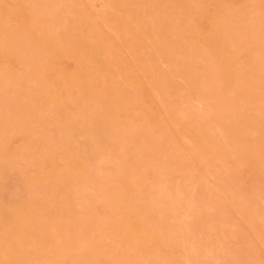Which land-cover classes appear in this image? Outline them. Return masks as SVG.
<instances>
[{"label": "rangeland", "instance_id": "obj_1", "mask_svg": "<svg viewBox=\"0 0 264 264\" xmlns=\"http://www.w3.org/2000/svg\"><path fill=\"white\" fill-rule=\"evenodd\" d=\"M43 2H46L45 7H42ZM126 2L129 0H0V15L6 20L3 27L7 32L0 33V81L8 82L4 71L17 77L16 81L7 85L8 93L0 97V105L12 101L32 109L39 106V81L44 71L34 60L31 46L20 41V34L16 52L8 53L1 43L11 36L15 37L11 30L41 27L40 6L43 11L55 12L63 21L54 22L53 28L57 33L66 31L69 36V22L73 23L77 27L74 32L76 41L81 36L88 46L94 47L93 31L83 27H98L101 35L109 39L107 45L119 55L118 66L122 68L120 86L130 94L141 88L143 114L148 113L152 119H157L166 133H158L148 121L141 124L130 121L123 131L110 138L111 147L118 154L117 159L111 149H103L109 146L101 138L91 144L97 152L89 154L87 151V155L82 157L83 162L100 180L110 177V186L124 180L128 187L125 188V198L133 201L139 209L148 211L147 215L153 221L157 222L159 215H167L164 231L174 235V239L162 244L167 258L159 256L156 260L158 264H171L167 259H171L173 264H264V152L257 157L248 158L245 155L244 159H239L234 154L221 156L215 153L218 149H214L209 160H200L194 139L197 127L211 121L210 135L223 143L231 140V133H224L222 123L213 121V107L220 92L229 85L230 73L242 69L244 73L254 68L255 62L250 61L252 58L258 57L264 64V0H140V3L130 6L139 14L137 28L142 30L144 23L153 24L152 31L156 35L139 41L116 28V18L129 19L130 16L127 10H118L113 6ZM77 10H81V16ZM160 21L169 23L171 27H158ZM252 28L259 30V38L250 37ZM224 32L227 37L223 44L216 37H223ZM134 43L137 48L131 46ZM152 44H156L161 51L149 47ZM221 49L223 53L218 57ZM85 52L94 55L96 51L90 48ZM189 53L198 65H202V69L192 67ZM231 58L237 62V71L228 66ZM49 59L53 62V72L46 81L52 91L63 85L64 75L69 77L71 73L79 77L76 73L78 62L71 54L61 52L56 56L49 55ZM219 61L222 68L217 69L214 65ZM189 74L203 83L202 90L191 86ZM160 82L165 85L161 87ZM104 87L97 88L93 79H83L82 84L73 87L70 92L71 110L76 108L72 101L83 99L89 90L99 99H104ZM227 102L234 105V116L227 115L231 121L241 116V119L246 118L253 123L251 128L243 130L237 127L236 130L245 134L252 148L263 150L264 94L239 96L233 92L224 98L221 105ZM66 104L69 106V100ZM64 108L60 107L61 110ZM57 111L50 106L47 113H41L40 121L32 113H26L25 119L29 121L27 128L32 131L15 127L8 144L0 147V196L8 205L9 212L18 209L22 201L32 205L51 201L39 217L67 227L62 233L63 238L69 239L77 237L73 233L78 220L102 221L104 215L110 214L112 204L96 190L98 184L84 182L77 175L71 180L70 191L69 180L60 182L54 190L47 192L40 184L36 183L34 187L30 181L39 173L38 162L42 156L37 152V146L43 131L53 128V143H62L67 139L69 109L66 113L68 121L56 118L54 125L50 120L45 121ZM130 113L134 115L137 112L132 109ZM86 115L87 119H95V109H88ZM86 129L87 124L74 131V145L89 141ZM175 132L179 133V138L173 146L169 137ZM103 134V129L94 133L97 138ZM161 136L163 144L156 145L155 141ZM53 154L57 162V176L65 172L67 164L76 165L78 162L72 156L67 158L68 163L62 159L66 154L69 156V146L50 153ZM173 157L175 163L168 164ZM29 187L33 190L31 194ZM164 191L173 193L168 204L156 198V192ZM243 207H247L249 213ZM247 215L256 221V226L247 220ZM215 218L223 221L222 232L213 228L215 225L205 227ZM108 224L102 223L99 229L102 235L100 241L106 245L104 259L107 264H112V258L118 252L133 255L129 264H151L145 255H137L136 250L129 249L126 236L123 233L114 234ZM0 235L7 233L0 229ZM24 246L32 252L38 249L40 252L41 249V245L30 239L25 241ZM52 248L46 245L44 250ZM39 257V253H32V262L38 263Z\"/></svg>", "mask_w": 264, "mask_h": 264}, {"label": "bare ground", "instance_id": "obj_2", "mask_svg": "<svg viewBox=\"0 0 264 264\" xmlns=\"http://www.w3.org/2000/svg\"><path fill=\"white\" fill-rule=\"evenodd\" d=\"M30 1V0H28ZM140 0H129V2L123 5H114L113 8L118 10H127L129 12V19L124 17L116 18L117 29L122 31L124 34H129L133 40L139 41L141 38H149L151 35H156V32L152 31L153 24L144 23V28L138 30L137 26L140 22L138 20V12L134 11L132 7ZM46 6V2L42 3V7ZM40 6L38 14L41 19V27H33L31 29H24L19 27L17 30H11L15 37L11 36L6 39L1 44L5 50L10 52H16L15 46L18 40V35L20 34V41L27 42L31 48L30 52L34 53V60L36 59L44 71V76L40 79L39 94L37 100L39 101V106L32 109L27 105L19 102L8 101L7 103H2L0 105V147L2 145H7L9 142V136L12 130L24 129L26 132H31L32 129L29 125V121L25 119L26 113H32L37 121L41 119V113H47L50 106L58 109L57 114H53L52 117L45 118V121L51 122L52 125L56 122V118L68 121L66 116L67 109H69V130L66 133L67 139L62 143H53L51 139L52 129H46L42 133V138L40 144L37 146V152L41 154L42 160L39 161V173L36 178L30 181L35 184L38 183L42 189L47 192L54 190L60 182L69 180V191L72 189L71 180L76 177L82 178L84 182L95 183L96 190L101 193L102 196L111 200L112 208L109 215H104V219L98 222H86L83 220H78L79 224L74 227V235L76 238H63L62 231H66L67 227L59 226L54 221L42 220L39 216L44 209L50 206L51 201L44 200V203L38 205H32L29 202L22 201L18 209L11 212L7 211L8 205L0 196V229H3L7 235H0V264H107L104 259L106 245L101 243V233L99 232L102 223L107 222L110 226L112 232L116 235L123 233L126 236V244L129 249L136 250L137 255H145L146 260L151 264H158L156 262L159 256L167 258L163 253L162 244L168 242V240H173L174 235L170 232H165V219L167 215H159L157 222L147 215L148 211L141 210L137 205L125 198L128 189L124 180H119L117 185L110 186L109 183L112 181L110 177L100 180L95 173H91L90 168L83 162L84 156L89 154H94L95 151L93 144L97 143L101 138L109 147H103V149H111L114 158H118L117 152L112 148V143L110 138L117 136L118 132L125 129L130 121L138 122L139 124L148 121L149 125L153 129H157L158 133L165 134L166 131L163 129L161 123L157 119H152L151 115L146 113L143 114V95L141 88L138 89L134 94H130L124 88L120 86L121 82L119 77L121 76V69H119V55L116 51L112 50L107 45V40L99 32L98 27H92L87 25L85 28L87 31H93L92 35L95 40L93 43L94 47L88 46L86 42L79 36L76 41L75 30L76 25L69 22V36L66 31L64 33H57L54 30V22L59 21L63 23L60 17L57 16L55 12L43 11ZM79 16H81V10L76 11ZM1 14V13H0ZM154 21V19H152ZM6 23L5 18L0 15V33L3 32L7 34L5 28L3 27ZM158 27L164 29H169L171 26L169 23L159 22ZM186 28V25L183 24ZM82 28V29H83ZM221 28H223L221 26ZM250 37L259 38L260 33H258L257 28L250 29ZM226 33L224 36L216 37L218 41L224 44ZM125 41H129L125 39ZM139 45V44H138ZM133 48H137L136 43L131 45ZM143 46V45H139ZM155 51L160 50L156 44L149 45ZM93 48L95 50L94 55H88L85 50ZM85 49V50H84ZM259 50V47H256ZM163 51V50H162ZM65 52L74 56L78 62L77 74L79 77L76 78L74 74H69V77L64 75L63 85L58 86L57 91H52L49 87V83L46 81L47 77L52 75L53 66L51 63L52 59H49V55L56 56L58 53ZM223 53L221 49L218 53V57ZM188 58L191 60V65L195 69H202V65H198L190 53ZM251 62H255V67L249 69L248 72H244L242 69L240 72L230 73L228 75L229 85L220 92V95L216 98V104L213 109L215 112L214 120L219 121L223 125L224 133L229 135L231 133V140L229 142L223 143L216 137L210 135L209 129L211 121L200 124L197 127V135L194 138L196 143V153L200 160H209V156L214 154V149H218L217 154L221 156H226L228 154H234L239 159H244L245 155L249 157H257L262 155L263 150H255L246 141V136L244 133L238 132L237 127L251 128L253 123L249 119L242 118L241 116L235 117L236 119L231 121L227 116L231 114L234 116L233 108L234 105L231 102L221 105L224 102V98L236 92L237 95L243 96L248 94L250 96L263 95L264 94V64L260 61V58H252ZM228 66L237 71V62L232 60L228 61ZM215 68H222L221 62L215 63ZM4 76L7 79V83H1L0 81V97L8 93L7 85L16 81V76L12 72L4 71ZM82 75H84L82 77ZM189 83L197 90H202L204 87L203 83L197 81V77L189 74ZM83 79H93L97 88L103 87L105 93L104 99H99L98 96L94 95L93 91H87L88 93L83 97V99L78 101H72L74 105L73 110L70 108V92L73 87L78 84H82ZM53 80L50 81V84ZM159 85L163 87V82ZM69 100V106L66 104ZM97 102V105H94ZM130 105V107H127ZM61 106H65L63 110L60 109ZM95 109V119L90 117L87 119L86 111L88 109ZM134 109L137 113L131 115V110ZM35 110V111H34ZM13 116H16L13 118ZM13 118V120H11ZM40 118V119H39ZM129 118V119H127ZM240 118V119H239ZM228 120V121H227ZM87 124L88 138L85 144L74 145L72 141L74 136V131H79L81 126ZM191 126V125H190ZM236 126V127H235ZM104 130V134L97 138L94 133L97 130ZM179 138V133L175 132L169 137L172 145L175 146ZM164 142L162 136L157 141L156 145H162ZM92 144V145H91ZM168 144V143H167ZM69 146V156L66 154L62 159H66L72 156L78 162L76 165L67 164V169L64 173L60 175L55 173L57 169L56 158L50 153H55V150L63 149ZM246 156V157H247ZM175 157L169 160L168 164H174ZM68 163V161H67ZM89 173V174H88ZM88 174V175H86ZM69 178V179H68ZM42 182H46L42 184ZM30 186V185H29ZM32 186V188H33ZM31 187V186H30ZM29 189V193L33 192L32 188ZM169 190V189H167ZM171 193L156 192L157 199L161 200L163 204H168L170 201ZM11 203V202H10ZM6 204V205H5ZM94 208V203H92ZM221 208V206H220ZM244 211L249 213L247 207ZM247 220L256 226V221L252 219L251 215H247ZM205 221V220H202ZM207 221V220H206ZM205 221V222H206ZM210 221V220H208ZM223 221L219 218H215L209 223L205 224V227L218 228L220 232L223 231L221 225ZM201 226L204 227L202 224ZM219 226V227H218ZM258 226V225H257ZM70 230V228H69ZM174 233V232H173ZM30 239L33 243L41 245L39 252L35 250L32 252L28 246H24L25 241ZM151 243L152 246L149 244ZM171 243V242H170ZM46 245L53 246L52 249L44 250ZM150 246V247H149ZM38 254L39 262L33 263L31 255ZM5 256V258H3ZM131 253L118 252L112 259V264H129L132 260ZM169 263L173 264L171 259H167ZM196 263V262H195ZM198 264V263H196Z\"/></svg>", "mask_w": 264, "mask_h": 264}]
</instances>
